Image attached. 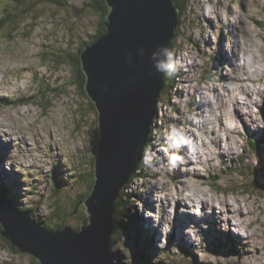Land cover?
<instances>
[{"label": "rangeland", "instance_id": "rangeland-1", "mask_svg": "<svg viewBox=\"0 0 264 264\" xmlns=\"http://www.w3.org/2000/svg\"><path fill=\"white\" fill-rule=\"evenodd\" d=\"M91 2L0 0V13L8 9L14 20L0 33V183L12 189L13 198H19L18 204L33 209L39 221L51 220L60 224V217L70 216L77 196L90 192L87 178L96 155L95 138L92 139V136L99 129L98 115L87 93L84 94L76 86L77 76L64 59H67L68 53L77 57L80 50L94 38L97 39L100 33H97L100 17L90 7ZM183 19L173 51L176 57L172 54L176 67L171 71L176 75L177 69H181V77L175 79L174 88L165 90L163 100L167 99L168 105L165 108V103H161L158 110L160 116L163 108V121L159 118L158 124L154 125L152 144L141 157V160L144 157V165L136 171L135 179L124 194L121 215L116 211L114 216L115 223L118 220L124 232L113 234L112 240H118L111 242V261L113 264H264V114L259 110L264 108V92L256 96L257 103L252 101V105L248 101L252 107H246L245 112L238 104L244 113L241 117L234 108L227 109L226 115L232 114L233 123L226 125L234 128L236 122L238 124V130L232 135L229 133V139L222 132L225 128L220 124L219 117L223 111L218 100L219 93L225 94L224 86L235 89L242 84L248 86V93L256 88L264 91V78L263 83L234 81V78H247L244 75L247 70L253 73L262 69L259 74H264V0H193ZM230 19L234 22L233 27L228 26ZM33 21L34 24L30 25ZM90 43L88 47L94 44ZM239 44L245 49L239 50ZM222 48L224 54L219 53ZM235 52L239 59L234 57ZM246 59L249 67L244 69ZM232 61H235L234 65ZM223 74L233 77H229L230 81L221 82L220 79L225 80ZM208 80L209 84L204 85ZM201 87L207 89L204 94L212 102L201 108L202 115L196 110ZM55 89V93H50ZM185 94L186 102L183 98ZM239 97L244 100L241 93ZM22 99L27 100L26 105H14ZM176 103L181 104L177 106ZM212 108L215 113L211 111ZM169 109L173 112L170 115ZM205 110L208 115L212 113L216 121L212 125L217 127L209 135L213 136V132H216L219 137L222 134L225 144L220 146L219 139L218 142L215 140L217 144H208L213 152L211 157H206L210 155L207 154L208 147L202 144L199 149L206 155L204 161L213 159L214 165L202 166V162L196 158L195 166L193 163L189 167L184 163H189L191 153L184 144L187 140L191 143L194 138L183 135L180 128L185 129V133L188 128L195 133L199 125L202 130V116L210 120ZM254 117L259 121L257 124L251 122ZM238 131L242 135H238ZM249 137L258 142L253 144ZM224 149L228 152L227 157L222 154ZM194 169L199 171L193 172ZM190 170L199 179L185 175ZM54 184L58 192H55ZM128 185L129 182L125 189ZM166 187L169 190L164 195V203L160 198L159 202L153 201L150 205L152 189L158 188L152 193L157 200L161 190ZM188 188L190 190H186ZM198 190L206 192L207 197L200 192L195 195L194 191ZM183 198H187L189 206L197 204L192 205L193 198L211 202L222 200L223 206L217 210L225 212L220 217L226 220L236 215L228 212L231 207L226 202L233 203L231 206L234 211L238 210L236 216L240 219L243 211H251V216L245 215L241 220L253 222V227L250 229L244 225L237 232L233 229V232L241 235L252 234L251 239L245 244L238 243V237L234 233L233 236L232 233L228 235L230 230L224 225L208 226L204 222L207 224L198 227L195 224L199 222L198 217L195 221L189 219L190 211L194 210L188 209L187 212L186 207H181L183 204L178 206L175 203L178 200L179 203L183 202L180 201ZM121 199L122 196L118 201ZM83 207L81 204V211ZM59 208L60 216L57 213ZM176 213L180 218L181 214L189 213L186 218L189 219L186 221L188 225L184 228L189 237L185 241H181L183 227L179 225V229L175 230L173 219L179 222L174 216ZM77 216L79 214L74 215ZM73 223L70 221L65 227L70 225L73 228ZM190 225L194 229H190ZM123 226L126 227L124 230ZM134 229L137 234L131 235L129 230ZM216 230L218 237L214 234ZM191 237L196 239L194 247L187 243L194 241ZM140 242L149 249L134 245ZM0 248V264H36L31 255L10 252L1 237ZM147 251L148 254L144 255ZM248 252H253L257 259L248 258Z\"/></svg>", "mask_w": 264, "mask_h": 264}, {"label": "water", "instance_id": "water-1", "mask_svg": "<svg viewBox=\"0 0 264 264\" xmlns=\"http://www.w3.org/2000/svg\"><path fill=\"white\" fill-rule=\"evenodd\" d=\"M105 36L82 55L86 93L98 111L95 185L84 202L88 223L49 230L0 198L2 236L40 264H112L114 216L121 192L136 171L181 19L175 0H106ZM77 213V212H76Z\"/></svg>", "mask_w": 264, "mask_h": 264}, {"label": "bare ground", "instance_id": "bare-ground-1", "mask_svg": "<svg viewBox=\"0 0 264 264\" xmlns=\"http://www.w3.org/2000/svg\"><path fill=\"white\" fill-rule=\"evenodd\" d=\"M180 10V9H179ZM234 17V16H233ZM233 25H234V22L230 19V21H229V23H228V26H230V27H233ZM238 48L240 49V50H244L245 48L244 47H242V45H238ZM223 50V48L219 51V53H222V54H224V52L222 51ZM248 52V51H247ZM222 56V55H221ZM238 55L236 54V52L234 53V57L235 58H237V59H239V56L237 57ZM243 60H244V58H243ZM235 62V61H234ZM234 62L232 61V65H234ZM226 63V62H225ZM226 64H229V63H226ZM255 64V63H254ZM243 65H244V69H247L248 67H249V64H248V62H247V59H246V61H245V63H243ZM240 67H242L241 65H240ZM236 68V67H235ZM255 69H256V67H255ZM237 70V69H236ZM261 70L262 69H260L259 71H254L253 73L252 72H248V70H247V73H245L244 72V75H247L248 77L247 78H241V79H238V78H234L235 80L234 81H238L239 83H246V81H250V82H254V81H256L257 83H263V78H264V74H262L261 75V73L259 74V72H261ZM237 72V71H236ZM240 72H241V70H240ZM217 76H220L219 74H217ZM223 77H225V80L223 79V80H219V81H221V82H227V81H230V79H229V77L231 78V77H233V76H225L224 74L222 75ZM257 77V79L255 78V77ZM233 80H231V82H232ZM191 84V83H190ZM234 84V83H233ZM258 85V84H257ZM225 87V94H221V93H219V98H218V100H219V102L222 104V106H220V108H222V111H223V115L222 116H220L219 117V121H220V124H222V126H223V128H225V131H224V129L222 130V132H224L223 134L225 135V136H227V138L229 139V133H230V135H232L233 133H236L235 132V130L238 128V124H237V122H236V125H234V128H233V126L231 125V126H229L230 124H232L233 123V116H232V114H230V116H227L226 115V111H227V109L228 108H234V111L235 112H240L239 113V117H241V115H244V113H242L243 111L245 112V109H246V107H248V109H251V107H252V105H253V102L254 103H257L256 102V96H261L262 94H263V89L262 88H256V89H254L255 91H252L251 90V92L250 93H248L249 92V88H248V86H246V85H242L241 84V86L239 87V88H235V89H233V88H228L227 86H224ZM251 89V88H250ZM202 91V92H200V100L198 101H196L198 104H197V107H196V110L197 111H199L200 113L202 112L201 111V108L203 107V106H208V105H210V103H212L211 102V99L209 100L208 99V95L207 96H205V94H204V92H207V89H204V88H200L199 90H198V94H199V91ZM210 90V89H209ZM218 90V89H217ZM197 92V91H196ZM227 93H229V95H226ZM242 94V96L244 97V100L241 98V97H239V94ZM260 93V94H259ZM254 94V96L252 97V95ZM264 95V94H263ZM194 96H195V94H194ZM217 96V95H216ZM246 97V98H245ZM260 98H262V97H260ZM210 101H208V100ZM251 101V103H252V105H249L248 103V101ZM253 101V102H252ZM259 101V100H258ZM260 102V101H259ZM258 102V103H259ZM238 104H241V106H242V112H241V110H240V108L238 107ZM243 105H245V106H243ZM216 108H217V106H216ZM206 109V108H205ZM211 110V109H210ZM213 113H215V109H213L212 108V110H211ZM211 111H210V113H211ZM199 112H198V114H199ZM201 115H202V113H201ZM214 115V114H213ZM251 116V115H250ZM163 117V116H162ZM199 117H201V116H199ZM252 117V116H251ZM184 119V118H183ZM244 120V121H243ZM202 125H201V128H202V126H203V128H202V130H200V126L198 125V128H196L195 130H197V133L195 134V133H192V131H191V129H186V130H188L186 133L184 132V130L185 129H182V128H180L181 129V131L183 132V135H186V136H189V137H191V138H194V140L195 141H199V142H195L194 141V144H192V143H190V141L189 140H187V143L188 144H191L192 145V147L190 148L189 147V145L185 142V144H184V147H186V149H189L188 151L191 153V155L190 156H188V159L190 160L189 161V163H184V165H187V166H189V167H191V165L193 166V163H194V165H195V161H196V158H197V160H200L202 163H201V165L202 166H213L214 165V162L212 161L213 159H210V160H208V161H204V156H206V155H204V154H202V152H203V150L202 149H199V151H198V147H196V145L198 144V145H200V143H202L204 146L203 147H208L207 148V154H210V155H207L206 157H211V152H212V149H211V147L208 145V144H212V143H216L215 142V140L217 141V139H219V142L218 143H220L219 145L221 146V145H223V143H224V137L222 136V134L219 136V137H217V133L216 132H213L214 133V135L213 136H211V135H209V133H211L210 131L213 129V128H215V130H216V128L217 127H213V123H214V121H215V118H213V116H212V113H211V115H210V120H208L207 118H205V116H202ZM216 122V121H215ZM227 122V123H226ZM242 122H244V124H245V119L243 118L242 119ZM251 122L253 123V124H257L259 121H258V119H256V117H254V118H252V120H251ZM184 123V122H183ZM182 123V124H183ZM251 123V124H252ZM185 124V123H184ZM196 124V123H195ZM226 124H229L228 126L226 125ZM246 124H247V122H246ZM250 124V125H251ZM209 125H211L212 127H210ZM191 128V127H190ZM179 129V130H180ZM214 130V131H215ZM238 130V129H237ZM198 131H200V134L198 133ZM220 131V130H219ZM178 133H181L180 131H178ZM205 134V135H204ZM238 135H242V132H240V131H238V133H237ZM199 135H204L203 137H200ZM211 137V138H210ZM231 140V139H230ZM233 142V141H232ZM231 142V143H232ZM217 144V143H216ZM225 144V143H224ZM219 145H218V148H219ZM213 147V146H212ZM228 147H229V144H228ZM156 150H157V147L155 148ZM184 149V148H183ZM185 149V150H186ZM215 149V148H214ZM35 152V151H34ZM186 152V151H185ZM157 153H158V155H160L159 154V152L157 151ZM205 153V152H204ZM213 153V152H212ZM222 154H224V157H227V155H228V152L226 151V149H224V151H223V153ZM232 154V153H231ZM195 157V158H194ZM214 157V156H213ZM190 158H193V159H190ZM206 159V158H205ZM3 160V159H2ZM155 161H157V158L155 159ZM188 162V161H187ZM199 162V161H198ZM197 166V165H196ZM196 168V167H195ZM186 169V168H185ZM201 170V169H200ZM183 171V170H182ZM189 172L188 171H186L185 172V175L187 174L188 175V177H196V174L195 175H193V173L191 174V170H190V173L188 174ZM197 173V172H196ZM203 174V173H202ZM193 175V176H192ZM197 177H199V176H197ZM179 179V178H178ZM184 187L186 186L184 183H181ZM187 184V183H186ZM177 185V184H176ZM195 185V184H194ZM204 185V184H203ZM193 186V185H192ZM187 187V186H186ZM189 187V186H188ZM10 189V188H9ZM157 190L158 188H153L152 189V193H153V191L154 190ZM183 189V188H182ZM167 190H169V188H163L162 190H161V192H160V198H161V200H163L164 198H165V193H166V191ZM186 190H190V188H188V189H186ZM184 191V190H183ZM157 193H159L158 191H156ZM173 192V191H172ZM178 192V191H177ZM181 192V191H180ZM195 192V195H197L198 194V192H200V193H203V195L204 196H206L207 197V194H206V192H203V191H200V190H198V191H194ZM151 193V196L153 195ZM191 194H193V193H191ZM200 196V195H199ZM185 197H188V196H185ZM191 197V196H190ZM1 198V197H0ZM197 198V197H196ZM203 198V197H202ZM2 199V198H1ZM192 199V198H191ZM209 199V198H208ZM152 200L153 199H151L150 200V205L152 204ZM172 200V199H171ZM214 200V199H213ZM218 200V199H217ZM217 200H215V201H213V202H211L210 200H207V199H200L199 201H198V199H195V198H193V203H192V205H194L195 203H197L196 205H194V206H189L188 205V202H186L187 201V198H183V199H180V201H183V202H180L179 203V200L178 201H175V203H178V206H180L179 204H183L181 207H186L187 209L189 208V209H192V210H194V211H190V214H191V216L189 217V219L191 220V221H195L196 220V217H198V221L199 222H197V223H195V224H197V226L198 227H200V225H203V224H207L208 223V226H214V224H216L218 227L220 226V225H224L225 227H227L230 231H228L227 229L225 230V232H227L228 234H230V233H232V236H233V233H234V235H236L237 237V240L236 241H238V243H240V244H242V243H246L247 241H249V239H251V235L252 234H248V233H246V234H248V236H245V234L244 235H241V234H239V233H235V232H237V231H239V230H242L243 228H244V225H248V228H250L251 229V226L253 225V222H250V223H248L247 221H245V219L244 220H241L242 218H244V216L245 215H247V216H245V217H248V215L249 216H251L252 215V212L250 211V213L248 212V213H244V211L242 212V214H241V219L238 217V216H236L237 215V213H238V210L236 211H234L233 210V206H231V204H233L232 202H231V204L229 203V202H226L227 203V206L228 207H231L229 210H228V212L230 213V214H232V215H234V214H236V215H234V216H230V217H228V219L226 220V219H224V218H221L220 216H223L224 215V211H221V212H218V207H222L223 205H222V200L221 201H217ZM160 200H158L157 199V202H159ZM169 203V202H168ZM167 203V204H168ZM191 203V202H190ZM170 204V203H169ZM184 204H186V205H184ZM236 204H238V203H236ZM176 206V205H175ZM241 207V206H240ZM244 207V206H243ZM224 208V207H223ZM220 209V208H219ZM232 209V210H231ZM235 209V208H234ZM153 210H155V212H156V209L154 208ZM225 210V209H224ZM249 210V209H248ZM194 213V214H193ZM148 214V213H147ZM189 214V213H188ZM188 214H181V218L179 217V213H176L174 216L178 219V221L179 222H176L175 221V219H173V222H175L176 223V226H175V230L177 231L178 229H179V225H181V227H183V230H182V232H183V234H184V236H182V240L181 241H185L186 240V238H188L189 236H187V235H189V233H187L186 232V230H184V228L188 225L187 223H186V221L187 220H189V219H187L186 220V218H187V215ZM153 216V215H152ZM226 218V217H225ZM166 220H167V218H166ZM167 222V221H166ZM204 222H207V223H204ZM190 223V222H189ZM192 223V222H191ZM194 224V225H195ZM194 227V226H193ZM246 227V226H245ZM253 227V226H252ZM205 228H203V230H204ZM233 229H235V232H233ZM185 231V232H184ZM222 231H224V230H222ZM225 232H223V233H225ZM217 233V230L216 231H214V234H216ZM222 234V233H221ZM157 235V234H156ZM216 237H218L217 236V234L215 235ZM192 239H194V237H191ZM259 238V237H258ZM260 239V238H259ZM196 241V239H194V241L192 242V243H190V242H187L188 244H192V247H194V245L195 244H193L194 242ZM249 243V242H248ZM248 246H250V245H247V247ZM252 246V245H251ZM211 256V255H210ZM248 258H253L254 259V261H255V259H257L256 258V256H253V252H248V254L246 255ZM212 257V256H211ZM213 258V257H212ZM259 259V258H258ZM260 260V259H259ZM254 261H252L251 263H253ZM244 263V262H243ZM112 264H113V262H112Z\"/></svg>", "mask_w": 264, "mask_h": 264}, {"label": "trees", "instance_id": "trees-1", "mask_svg": "<svg viewBox=\"0 0 264 264\" xmlns=\"http://www.w3.org/2000/svg\"><path fill=\"white\" fill-rule=\"evenodd\" d=\"M192 1L193 0H175L176 2V5L177 7L180 9L181 11V19H179V26H178V29L180 30V26L181 24L183 23V18H184V14L186 13V9H188V6L190 5V3L192 4ZM92 8L95 9V11H97V15L100 17V24L97 28V33H99V35H97V39H93L91 43H95L97 40L101 39L103 36H105L107 34V32L109 31V28L106 26L107 23L110 22L109 18H108V15L110 14L111 12V9H110V6L108 5L107 1L106 0H92L91 2V6ZM5 10V11H4ZM3 10V13L5 12V15L2 16L3 13H0L1 16H0V33L2 31H4L7 27V24L11 21L14 23V20H12V16L10 15V11L8 9H4ZM10 22V23H11ZM34 24V21L33 22H30V25H33ZM21 26V25H19ZM31 27V26H30ZM178 30V31H179ZM178 31H176V37L178 34ZM12 34V33H11ZM175 37V40L172 41V46L171 47H175L176 48V40L177 38ZM189 40V39H188ZM89 43L88 42L84 48H82L79 52V55L77 57H73L71 56L69 53L67 54V59H64L65 62H67L74 70V73L76 74L77 76V80H76V86L78 88H81L84 92V94L86 93V89H85V86H86V83H87V77L83 71V67H82V55L84 53V51L88 48L89 46ZM90 43V45H91ZM177 48L179 49V46L177 45ZM52 52V51H51ZM176 57V56H175ZM173 55L172 53L170 52L169 53V59H171V64H167L166 65V71L164 73V89L162 91V94H161V97L158 101V104H157V107H156V116H155V119H154V124L151 128V133L149 134V137H148V141H147V146L145 148V150L149 149L151 144H152V141H153V136H154V132H155V123L156 125L158 124V119H159V113H158V110H160V106H161V103H165V108L167 107V103H166V100L167 99H164L163 100V95L165 96V90L168 88V87H175V79H176V75H174L171 71L174 70V66H176V61L173 59ZM61 63V62H60ZM58 67V66H57ZM55 91H57V89L55 90H50V93H55ZM29 101V100H28ZM26 102L27 100L25 99H22V100H18L14 103V105H17V106H21V105H26ZM89 102L93 105V107L96 108L95 104L89 99ZM96 110V109H95ZM162 111H163V108H162ZM161 111V112H162ZM96 113L98 115V111L96 110ZM98 126H99V122H98ZM95 138V150L98 146V141L100 139V133H99V129L98 131L95 133V135L92 136V139ZM251 142L253 144H255L256 141L254 138H250ZM96 152V151H95ZM95 155V154H94ZM97 155V154H96ZM96 155L94 157V160H93V168H92V171L90 172V175H88V178H87V181H88V184L87 186L89 187L90 189V192L86 195H78L75 201V205H73V208H72V211L70 212V216H68L67 218V215L64 216V217H60V219L62 220L61 223H53L51 220H37L38 222L42 223L44 225L45 228L47 229H50V230H57L58 228L60 227H65V224H67L68 222H74L73 224H71L73 226L74 229L76 230H79L81 225L83 223H88V215L85 211V201L90 197L91 193L93 192V189H94V185H95V159H96ZM144 156V154H143ZM144 165V157L143 159L140 161L139 165H138V168L137 170H141V167ZM94 169V170H93ZM136 170V171H137ZM135 175H136V172L132 175L131 179L129 180V185L128 187H126V189L124 188L123 191L121 192L120 196H122V199L119 200L116 204V209L117 211L119 212V214L121 215V211L122 210V202H123V197H124V194L127 193V191L129 190L130 188V184L132 183V181L135 179ZM56 181H57V178H55ZM0 197L1 198H5L7 200H9L10 202L13 203V205H15L19 211H24V212H34L33 209H27L26 207H22V206H18L17 202L19 201L18 199L19 198H13V194H12V189L10 187H5V186H2V184L0 183ZM10 188V189H9ZM55 192H58V188L56 187V184H54L53 186ZM131 196V195H130ZM129 196V197H130ZM81 204L84 206L83 208V211L80 210V206ZM79 209V216L77 217H74V215H78L76 213V210ZM60 208L58 209L57 213L58 215L60 216L61 215V212H60ZM125 211H123L124 213ZM35 217V214H33V218ZM118 217V215L116 216ZM36 218V217H35ZM126 228V227H125ZM124 226H123V230L125 229ZM139 229V228H138ZM140 230V229H139ZM2 231H3V228L1 227L0 225V237L3 239L4 243L6 244V246L8 247V249L10 250V252L14 253V254H22L18 249L14 248L11 244V242L9 240H7L6 238H4L2 236ZM116 232V235H118L120 232H124V231H121V224L120 222L117 220V224L115 223V231ZM129 233L132 235H136V229H134L133 231L132 230H129ZM122 238V236H121ZM118 239H113L112 240V243H116ZM138 240V239H137ZM139 245H141L143 248L145 249H149L148 246L144 245L143 242H140ZM119 245L117 244V247ZM1 249V248H0ZM148 254V251L147 252H144V255ZM32 261H34V263L36 264H40L39 261L37 259H35L34 257H32ZM147 259V257L145 258Z\"/></svg>", "mask_w": 264, "mask_h": 264}, {"label": "clouds", "instance_id": "clouds-1", "mask_svg": "<svg viewBox=\"0 0 264 264\" xmlns=\"http://www.w3.org/2000/svg\"><path fill=\"white\" fill-rule=\"evenodd\" d=\"M180 12H181V11H180ZM178 30H179V29H177V31H178ZM175 37H176V35H175ZM174 39H175V38H174ZM97 41H98V40H97ZM173 41H174V40H173ZM172 49H173V50H172ZM173 51H174V47H171V51H170V52H171L173 55H175V54L173 53ZM175 56H176V55H175ZM175 61H176V60H175ZM170 62H171V59H169V57H168V60H167L166 65H167V64H170ZM166 65H165V67H166ZM165 71H166V68H165ZM178 73L181 74L180 71H179ZM176 79H177V78H176ZM210 80H211V79H210ZM210 80H208V82H206L205 84L209 83ZM179 82H180V87H179V88L181 89V81H179ZM181 95H182V94H181ZM186 100H187V98L184 99V102H186ZM184 102H183V103H184ZM176 104H177V106H180L181 103H176ZM176 111L178 112V110H176ZM168 113H169V115H170V114L173 113V112L171 111V109H169ZM170 118H171V116H170ZM173 119H175V118H173ZM170 130H172V129H170ZM172 131H175V130H172Z\"/></svg>", "mask_w": 264, "mask_h": 264}]
</instances>
